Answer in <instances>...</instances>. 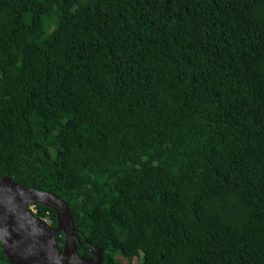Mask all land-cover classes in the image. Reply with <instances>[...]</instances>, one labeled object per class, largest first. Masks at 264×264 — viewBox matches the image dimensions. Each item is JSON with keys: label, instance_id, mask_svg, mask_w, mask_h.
Instances as JSON below:
<instances>
[{"label": "trees", "instance_id": "1", "mask_svg": "<svg viewBox=\"0 0 264 264\" xmlns=\"http://www.w3.org/2000/svg\"><path fill=\"white\" fill-rule=\"evenodd\" d=\"M1 176L100 264H264V0H0Z\"/></svg>", "mask_w": 264, "mask_h": 264}, {"label": "water", "instance_id": "2", "mask_svg": "<svg viewBox=\"0 0 264 264\" xmlns=\"http://www.w3.org/2000/svg\"><path fill=\"white\" fill-rule=\"evenodd\" d=\"M47 205L56 213L51 226L29 209ZM63 235V247L57 237ZM78 233L63 198L48 190L25 187L10 176L0 177V243L11 264H100L103 250L88 242L91 255L79 254Z\"/></svg>", "mask_w": 264, "mask_h": 264}, {"label": "built area", "instance_id": "3", "mask_svg": "<svg viewBox=\"0 0 264 264\" xmlns=\"http://www.w3.org/2000/svg\"><path fill=\"white\" fill-rule=\"evenodd\" d=\"M29 209L35 214L36 213V208H35V204L29 205ZM47 223H50V218L48 215H46L45 217H42Z\"/></svg>", "mask_w": 264, "mask_h": 264}, {"label": "rangeland", "instance_id": "4", "mask_svg": "<svg viewBox=\"0 0 264 264\" xmlns=\"http://www.w3.org/2000/svg\"><path fill=\"white\" fill-rule=\"evenodd\" d=\"M29 205H32V203H30Z\"/></svg>", "mask_w": 264, "mask_h": 264}, {"label": "bare ground", "instance_id": "5", "mask_svg": "<svg viewBox=\"0 0 264 264\" xmlns=\"http://www.w3.org/2000/svg\"><path fill=\"white\" fill-rule=\"evenodd\" d=\"M30 204V203H29ZM33 204V203H32Z\"/></svg>", "mask_w": 264, "mask_h": 264}, {"label": "clouds", "instance_id": "6", "mask_svg": "<svg viewBox=\"0 0 264 264\" xmlns=\"http://www.w3.org/2000/svg\"><path fill=\"white\" fill-rule=\"evenodd\" d=\"M36 215V214H35Z\"/></svg>", "mask_w": 264, "mask_h": 264}]
</instances>
